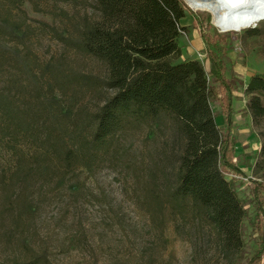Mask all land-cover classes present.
Returning <instances> with one entry per match:
<instances>
[{"label":"rangeland","instance_id":"obj_1","mask_svg":"<svg viewBox=\"0 0 264 264\" xmlns=\"http://www.w3.org/2000/svg\"><path fill=\"white\" fill-rule=\"evenodd\" d=\"M183 1L193 13L180 20L186 27L179 36L182 54L209 70L200 33L213 32V11ZM0 14L17 26L18 35L6 39L35 60L40 82L34 87L12 61L0 70V264H23L29 250L46 254L52 264H246L252 258L258 236L251 179L264 181V169L253 170L259 139L240 114L238 96L240 124L232 133L238 141L234 161L243 173L236 186L248 212L241 259L224 251L207 221L170 210L166 191L183 143L171 124L129 130L106 148H88L93 116L114 92L93 83L108 68L58 34L77 35L98 19L94 0H24L21 8L0 0ZM226 34L243 41L242 65L264 66V35ZM42 101L49 102L45 117L35 111ZM10 103L19 105L20 122L9 114ZM213 106L225 129L220 100ZM62 133L77 135L68 154L59 146Z\"/></svg>","mask_w":264,"mask_h":264},{"label":"trees","instance_id":"obj_2","mask_svg":"<svg viewBox=\"0 0 264 264\" xmlns=\"http://www.w3.org/2000/svg\"><path fill=\"white\" fill-rule=\"evenodd\" d=\"M6 1L17 8L24 2ZM94 7L98 19L82 26L77 35L58 34L64 43L96 57L108 68L107 76L95 77L93 83L114 92L93 116L88 148H106L116 135L129 130L171 124L183 143L175 181L166 191L170 210L182 216L192 212L197 219L207 221L220 236L224 251L241 259L245 248L242 227L248 212L236 180L226 176L227 171L243 173L234 161L238 141L232 133L236 123L233 100L238 81L235 72L230 79L225 76L227 34L201 28L209 60L206 70L198 59L178 61L182 56L179 36L186 29L180 20L187 12L193 13L183 0H94ZM208 25L212 27L210 22ZM17 29L0 14V70L12 61L39 88L35 60L6 39L16 37ZM250 31L264 35V29ZM244 93L248 101L243 116L261 142L253 166L258 173L264 169V77L253 75L244 85ZM216 100L221 102L225 129L217 121ZM48 103H39L36 115H50ZM9 114L16 122L23 118L14 103H10ZM76 136L62 133V152H71L69 142ZM251 184L258 248L246 264H259L264 256V181L252 178ZM23 264L52 263L46 254L29 250Z\"/></svg>","mask_w":264,"mask_h":264},{"label":"clouds","instance_id":"obj_3","mask_svg":"<svg viewBox=\"0 0 264 264\" xmlns=\"http://www.w3.org/2000/svg\"><path fill=\"white\" fill-rule=\"evenodd\" d=\"M218 11L210 12L221 34L243 33L264 24V0H216Z\"/></svg>","mask_w":264,"mask_h":264},{"label":"crops","instance_id":"obj_4","mask_svg":"<svg viewBox=\"0 0 264 264\" xmlns=\"http://www.w3.org/2000/svg\"><path fill=\"white\" fill-rule=\"evenodd\" d=\"M227 41H228V50H227L226 55L223 58L225 61V76L228 79H230L232 77V73L235 72V78L238 81V87L234 91L235 97L233 100V105H234V108L236 111L235 120L237 122L238 121L237 112L239 110H238V108H236V98H237L236 96H238L239 101L243 102V106H241L242 111H240V114L242 115L243 112L246 110V104L248 101V96L244 93V85H246L249 82L250 78L255 74H259V75L264 77V66H262V68H247L246 66L242 65V60H244V58L241 55V53H243V51H244L243 41L239 38H233V37H228ZM204 55L206 57V54H204ZM181 57L183 58V60H188V59H198L199 60V58L194 57V56H190V54H182ZM229 59L232 60L230 63L231 64L230 69L228 68ZM206 60H207L208 66H209V60L207 58H206ZM239 82H243V83L241 84ZM239 90H241V91H239ZM245 123L247 124L246 120H245ZM237 124H240V123L237 122ZM258 139H259V137H258ZM260 144H261V142L259 139L257 151L260 149Z\"/></svg>","mask_w":264,"mask_h":264},{"label":"bare ground","instance_id":"obj_5","mask_svg":"<svg viewBox=\"0 0 264 264\" xmlns=\"http://www.w3.org/2000/svg\"><path fill=\"white\" fill-rule=\"evenodd\" d=\"M187 1L191 5V7L199 9L198 7L193 5V0H187ZM197 1H200V2H203V3H206L207 5H209L208 6L209 9H211L213 12L219 10L217 5H216V0H197Z\"/></svg>","mask_w":264,"mask_h":264},{"label":"built area","instance_id":"obj_6","mask_svg":"<svg viewBox=\"0 0 264 264\" xmlns=\"http://www.w3.org/2000/svg\"><path fill=\"white\" fill-rule=\"evenodd\" d=\"M226 176H227V178H229V179H235V180H237V179L240 178V176H239L238 174H236V173H234V172H231V171H227V172H226ZM259 264H264V256H263L262 261H261Z\"/></svg>","mask_w":264,"mask_h":264},{"label":"water","instance_id":"obj_7","mask_svg":"<svg viewBox=\"0 0 264 264\" xmlns=\"http://www.w3.org/2000/svg\"><path fill=\"white\" fill-rule=\"evenodd\" d=\"M186 2L188 3V1L186 0ZM188 5L190 6V4L188 3ZM191 7V6H190ZM192 8V7H191ZM212 21H213V19H212Z\"/></svg>","mask_w":264,"mask_h":264}]
</instances>
